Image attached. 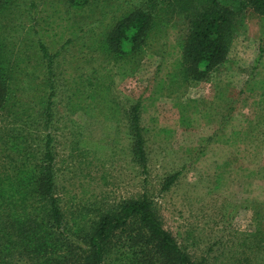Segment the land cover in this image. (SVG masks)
Returning a JSON list of instances; mask_svg holds the SVG:
<instances>
[{
  "label": "rangeland",
  "instance_id": "1",
  "mask_svg": "<svg viewBox=\"0 0 264 264\" xmlns=\"http://www.w3.org/2000/svg\"><path fill=\"white\" fill-rule=\"evenodd\" d=\"M126 3L0 0V174L17 179L20 150L41 145L47 127L64 242L76 245L74 254L100 214L144 197L195 264H264V14L236 13L225 59L198 78L180 52V15L154 28L135 55L104 49ZM40 43L55 53L49 100ZM137 99L143 172L126 114ZM6 197L0 264H30L18 245L22 202L16 191ZM140 234L134 223L119 231L103 264L140 260ZM48 252L35 264L62 261ZM64 254V264L77 262Z\"/></svg>",
  "mask_w": 264,
  "mask_h": 264
},
{
  "label": "trees",
  "instance_id": "2",
  "mask_svg": "<svg viewBox=\"0 0 264 264\" xmlns=\"http://www.w3.org/2000/svg\"><path fill=\"white\" fill-rule=\"evenodd\" d=\"M77 1L83 3L86 0ZM128 2L126 12L119 17L102 42L104 49L135 55L148 35L151 36L150 32L154 28L166 25L174 16L180 15L187 23L180 52L185 63L198 78L225 59L234 32L236 13L244 14L246 8H251L258 14H264V0H134V2L128 0ZM39 50L48 73L46 85L50 90L47 95L49 100L54 85L51 74L55 53L51 54L42 43L39 44ZM259 50L261 52L263 48L259 46ZM2 78L0 73V108L3 106V91L6 88ZM43 109L47 113L50 106L45 105ZM139 111L140 101L137 99L126 114L132 138L133 159L143 172L147 156ZM49 121L50 117L47 116L43 126H48ZM46 129L47 127L41 145L34 148L35 145L26 144L20 150L21 154H17L19 157L17 179L0 174V225L6 215L2 208V205L6 204V196H11L12 192L16 191L22 202L17 219L21 220L19 225L22 241H19L18 245L21 254L30 264H35V261L37 262L45 253H50L48 249L61 258L62 261L57 260L56 264H64L67 259L64 254L66 251L72 255L71 260H77L71 264H103L112 238L132 223L139 226L141 233L139 238L143 240L147 250L141 254L140 260H134V264H195L191 256L178 245L173 235L163 226L151 203L144 197L122 200L114 208L100 214L86 237L85 247L80 248L79 245L77 247L83 250L82 254H78L80 256L74 254L76 245L69 247V244L64 242L62 230L65 215L55 193L51 150L53 139ZM23 141H27L26 136L23 137ZM176 176L175 173L168 177L164 187H168ZM1 229L0 226V231ZM6 237L10 236L1 235V238ZM10 243L15 246L17 242ZM10 243H2L1 246L8 247Z\"/></svg>",
  "mask_w": 264,
  "mask_h": 264
}]
</instances>
